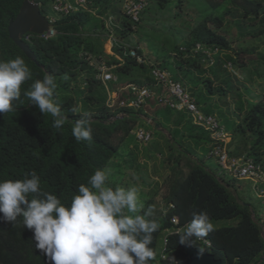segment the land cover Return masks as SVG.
Returning a JSON list of instances; mask_svg holds the SVG:
<instances>
[{"label":"trees","instance_id":"trees-1","mask_svg":"<svg viewBox=\"0 0 264 264\" xmlns=\"http://www.w3.org/2000/svg\"><path fill=\"white\" fill-rule=\"evenodd\" d=\"M24 1L0 0V61L21 57L31 72V78L21 85V97L14 102V111L0 115V180L23 179L25 173L35 171L43 191L55 194L65 205L70 204L78 186L87 184L95 170L105 169L136 128L147 127L142 120L145 118L152 123L145 129L152 130V138L164 131L168 134L165 138L168 152L173 145L178 149L176 158L172 154L168 156L169 173L139 213L142 215L150 205L157 209L159 229L153 234L152 245L155 252L160 235H164L162 253L150 264H189L184 246L197 251L203 249L221 264H264V238L260 229L264 217L251 212L243 194H237L240 181L221 171L215 174L205 166L204 160L210 156L213 145L210 134L195 126L186 113L159 104L155 98L139 109L129 106L134 99L130 86L165 93L151 75L153 68L168 72L173 82H185L184 89L206 115H212L209 99L216 95L225 99L229 93L236 102L235 111L242 115L241 123L228 130L229 156L251 159L264 171V101L247 102L244 113L232 82L235 76L224 68L227 62L235 70H244L248 65L245 58L248 53L232 47L234 24L226 22L231 9L214 14L212 11L218 13L221 5L201 0L211 9L204 11L202 17L199 15L188 37L173 48L174 56L147 63L141 50L127 42L141 27L143 16L151 8L148 3L139 21L133 22L124 15L125 0H86L87 11L53 19V37L44 40L33 34L23 36L22 41L36 57L34 63L8 34L9 22L16 18ZM154 1L159 9L170 4L168 0ZM34 2L42 15L49 17L48 8L51 9L53 0ZM230 3L242 12L243 18H260L261 29L250 38L264 35V0H231ZM181 5L182 0H175L176 9L180 10ZM109 17L116 20L117 27H112V33L120 42L111 51L120 60L107 56L103 41L96 38L97 33L108 34L104 19ZM197 44L221 51L212 66L203 63L200 54L191 55ZM130 49L136 51L141 62L129 56ZM87 56L102 59L112 67L110 73L115 81L103 84ZM259 60L264 63V56ZM206 68H218V72H210L211 77L201 76ZM46 74L55 79L54 101L67 117L59 130L53 127L51 115H42L24 95L32 83L43 80ZM85 113L89 116L92 141L77 142L72 126ZM158 198L160 203L156 201ZM193 211L206 212L210 221L235 220V224L213 227L207 237L194 244L180 243L178 234L191 220ZM20 219L14 224L0 221V264H46L45 257L34 248L32 232L23 228Z\"/></svg>","mask_w":264,"mask_h":264},{"label":"clouds","instance_id":"clouds-1","mask_svg":"<svg viewBox=\"0 0 264 264\" xmlns=\"http://www.w3.org/2000/svg\"><path fill=\"white\" fill-rule=\"evenodd\" d=\"M30 78L31 72L21 57L0 61V115L14 111L21 85ZM56 87L54 77L46 74L24 95L42 115L50 114L53 127L59 130L67 117L54 101ZM72 135L77 142L92 141L87 113L73 124ZM109 175L108 169L95 170L87 184L78 186L67 205L41 189L35 171L25 173L23 179L0 180V221L14 224L21 218L46 264H150L156 259L152 245L153 234L159 229L157 209L150 205L139 214L144 206L138 200L137 189L109 187ZM213 230L206 212L193 211L191 220L178 234L179 242L194 244ZM203 253L198 249V257Z\"/></svg>","mask_w":264,"mask_h":264},{"label":"rangeland","instance_id":"rangeland-1","mask_svg":"<svg viewBox=\"0 0 264 264\" xmlns=\"http://www.w3.org/2000/svg\"><path fill=\"white\" fill-rule=\"evenodd\" d=\"M168 1L170 4L166 8L159 9L154 0H146L151 8L143 16L141 27L128 38L127 44L137 46L147 63L161 59L167 60L171 55L174 56L173 48L188 37L191 29L198 23L199 15L201 16L209 8L208 5L204 6L201 0H182L181 9L178 10L174 6L175 0ZM212 2L221 5L218 13L215 10L212 11L214 14H221L224 9H231V16L226 19V22L234 24L235 36L232 38V47L235 51L243 50L248 53L245 57L248 64L247 68L244 70L236 69L237 76L232 77L233 85L239 94L245 113L247 102L264 101V63L259 60L264 56V35L249 37L261 29L260 18H243L242 12L232 6L231 0H212ZM48 16L52 19L57 17L50 8H48ZM97 35L96 38L103 41L104 51H108L110 43L107 34L100 32ZM210 72H218V68L213 70L206 68L201 76L211 77ZM193 73L195 77H198V74ZM181 84L185 87V82ZM208 101V104L212 106L210 113L215 116L230 138L228 130L241 123L242 119V115L235 111L236 102L229 93L225 99L223 97L220 99L216 95ZM144 123L146 128L152 126V123ZM133 132L125 139L114 159L105 168L110 170L107 183L109 187L113 188L135 187L138 200L144 205L145 201L158 189L162 179L169 173L168 156L172 154L176 158L178 149L173 145L168 152L165 142V138H168L166 132L162 135L161 133L153 135L152 140L146 144L137 142ZM204 164L213 173L218 174L220 172V168L211 156L204 160ZM133 176L139 179H134ZM238 184L237 194H243L249 203L250 211L254 212L257 217H264L263 199L257 195L253 185L247 181H240ZM156 201L160 203L159 198ZM211 223L213 227H220L234 225L235 220H212ZM262 237L264 238V231H262ZM163 238L162 233L157 243L156 257L162 253Z\"/></svg>","mask_w":264,"mask_h":264},{"label":"built area","instance_id":"built-area-1","mask_svg":"<svg viewBox=\"0 0 264 264\" xmlns=\"http://www.w3.org/2000/svg\"><path fill=\"white\" fill-rule=\"evenodd\" d=\"M145 7L146 0H125L123 12L133 22H138L140 14ZM84 10L87 11L86 0H53L51 4V12L55 16H68ZM46 18L51 25L53 19L50 16ZM104 25L109 30L107 38L112 50L113 46L120 45V42L114 38L112 33V27H117L116 20L113 17L104 19ZM54 35V31L51 28L49 33H44L39 37L47 40ZM220 52L218 48L203 47L197 44L192 50L191 55L200 54L202 56V62L210 67L215 62L214 56H217ZM129 56L138 62L142 61L134 49H130ZM86 60L97 71V77L103 84L115 81V77L110 73L112 67H109L104 60L92 56H87ZM224 68L232 76H237L230 62L225 63ZM151 75L156 83L164 88L165 93L156 94L148 88L130 86L134 99L129 106L139 109L145 105L147 100L155 98L159 104H163L172 110L186 113L195 126L204 129L210 134L213 141L210 156L214 158L220 171L235 180L250 182L257 192V195L263 198L264 189L262 186L264 185V171L262 167L254 163L251 159L233 158L229 156L227 149L228 134L220 126L215 116L202 113L184 87L180 83L171 80L168 72L160 70L159 68H153ZM149 123L150 121L148 120ZM133 135L136 141L142 144H146L152 139L151 132L143 128H136ZM172 222H175V220H172ZM260 229L262 235L264 221L260 222Z\"/></svg>","mask_w":264,"mask_h":264},{"label":"water","instance_id":"water-1","mask_svg":"<svg viewBox=\"0 0 264 264\" xmlns=\"http://www.w3.org/2000/svg\"><path fill=\"white\" fill-rule=\"evenodd\" d=\"M50 30L51 25L47 18L42 15L39 5L34 0H25L16 18L10 21L8 25L10 40L34 63H36V57L22 41V38L27 34L41 36L44 33H49ZM183 250L189 260V264H221L219 260H216L206 251L198 257V251L190 246H184Z\"/></svg>","mask_w":264,"mask_h":264},{"label":"crops","instance_id":"crops-1","mask_svg":"<svg viewBox=\"0 0 264 264\" xmlns=\"http://www.w3.org/2000/svg\"><path fill=\"white\" fill-rule=\"evenodd\" d=\"M105 54H106L107 56H112V55H113L117 60H120L119 57H117V56H115V55L113 54V52L111 51L110 46L108 47V51H105ZM142 120H143L144 122H148V120L145 119V118H142ZM149 131H151V130H149ZM161 132L164 133V131H161Z\"/></svg>","mask_w":264,"mask_h":264}]
</instances>
